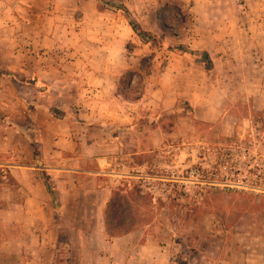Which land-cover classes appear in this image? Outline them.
<instances>
[{"label": "rangeland", "instance_id": "374dc122", "mask_svg": "<svg viewBox=\"0 0 264 264\" xmlns=\"http://www.w3.org/2000/svg\"><path fill=\"white\" fill-rule=\"evenodd\" d=\"M1 1L12 22L0 25V61L27 71L37 63L46 84L63 90L42 96L24 87V104H15L19 97L0 81V102L10 107L0 108V264H264V192L168 180L201 167L221 178L222 143L233 139L234 159L245 147L244 170L258 182L262 171L264 183V0H107L127 8L148 39L120 9L96 0ZM28 3L31 25L22 12ZM181 45L208 51L213 68L172 51ZM89 81L104 94L85 95ZM85 100L98 103L108 125L75 120L71 139L91 145L90 166L105 151L126 173L115 189L145 198L129 216L112 217L122 231L134 227L118 237L99 231L94 216L78 227L21 206L27 195L10 172L14 156L31 147L39 155L32 164L44 165L42 145L66 137L62 120L85 115ZM99 128L115 140L103 143Z\"/></svg>", "mask_w": 264, "mask_h": 264}, {"label": "crops", "instance_id": "0c3cea01", "mask_svg": "<svg viewBox=\"0 0 264 264\" xmlns=\"http://www.w3.org/2000/svg\"><path fill=\"white\" fill-rule=\"evenodd\" d=\"M23 6L22 12L26 14L25 17L28 18L30 16L31 18L27 24L31 25L33 19H36L35 12L32 10V5H29V3ZM10 10L11 9H7L0 0V25H10V22H12L9 15ZM35 25H45V23L38 18ZM9 67L11 68L7 69V65L0 61V69L7 70L11 73V76H0V81L9 82V88H12L19 97L18 101L17 99L15 100V104L19 102L20 104H24V98L20 94L24 87L30 86L42 96L44 93L48 95L51 92H57L55 89L58 91L63 90L60 86L46 84V77L42 75L37 63L33 65L35 68L31 71H27L23 66L18 65H11ZM88 76L91 77L89 74ZM27 78L36 79L37 86H33L26 82L28 81ZM86 84L88 86L82 88V91H85V95H87V92H91L92 95L104 94L105 86L99 82L92 83L89 81ZM40 88L42 89L41 91ZM29 102H32L31 104H37L33 101ZM85 103L86 106L90 108V110L85 108V115H83L82 111L80 114L76 112L79 117H74L70 113L68 117L66 116V118L62 120L65 122V126L64 124L62 125L65 127V130H68L66 131V137L56 136L54 148L48 149L47 146L42 145L41 156L44 160V165L38 166L32 164V161H36V157L39 155L36 154L31 147V151L27 150L25 155L19 153L17 157L14 156L15 161L9 162V166L13 178L20 185L19 190L24 191L27 195V198L24 200L26 202H22L20 204L21 206H31L33 209H38L40 211L43 209L57 214L59 217L58 219L67 223H74V225L78 227H80L82 222H87L89 216H94V220L99 224V231L105 232L106 211L115 190L113 182L118 180V176L122 177L126 173L121 170L117 172L111 167L112 160L110 156L105 155V151L96 153V161L92 162L93 164L97 163V165L90 166V157L95 155L88 151L91 145H87V142H85L86 144H84L83 147L77 148L76 143L71 139L72 125L75 124V120H78L77 122L79 125L87 128H97L108 125L105 115L99 112V105L97 102L92 105L91 102L88 103V101L85 100ZM25 104L28 105V102H25ZM48 106L50 107L49 104ZM1 107L7 109L9 106L0 102V108ZM41 108L46 109L47 106L42 105ZM56 108L62 111V106ZM32 118L35 117L32 115ZM80 119L82 120L81 122H79ZM99 129L104 132V135H102L103 143L110 138L115 140V137L112 136L108 130V132H105L104 128ZM16 130L23 135L21 130L17 128ZM85 137L87 141L92 138H88V135L82 134V138ZM26 139L30 143L31 140L28 138ZM39 140L43 141L42 139ZM97 141L98 139L90 140V142ZM42 170L46 171L48 179L54 187L53 194L48 191L45 180L40 177V172ZM71 226H73V224ZM72 230H75V227L72 228Z\"/></svg>", "mask_w": 264, "mask_h": 264}, {"label": "trees", "instance_id": "16d2710c", "mask_svg": "<svg viewBox=\"0 0 264 264\" xmlns=\"http://www.w3.org/2000/svg\"><path fill=\"white\" fill-rule=\"evenodd\" d=\"M96 1L100 5L111 6L113 8L120 9L125 15V17L128 19L130 26L139 36L145 39H148L151 36H153L150 32H147L141 28V26L131 16L127 8L122 7V6L120 7V5L116 3H112L107 0H96ZM172 51L194 56L195 59L199 61L206 68V70H211L213 68V59H212L211 54L208 51L198 52L196 50L187 49L182 45L178 47H172ZM0 76H11V73L7 70H0ZM28 83L32 84L33 86H37L36 79H33L29 81ZM41 90L42 89L40 88V91ZM44 180H45V184H46L48 191L53 194L54 187L52 183L49 181L47 176L46 178H44ZM134 204L137 206H139L140 204H145V198L138 196L137 193L133 191L122 194L121 189L114 190L113 195L110 199V202L108 203V207L106 211V228H107V232L110 235V237H118V236L123 235L125 232H129L134 229V227H130L126 229L125 231H122V229H119L118 224L113 223V218H112L114 216L116 218H119L121 216H129L131 214L130 211L133 210ZM56 208H57V205H56ZM119 222H121V224H125L124 220L119 221ZM68 252H70V248Z\"/></svg>", "mask_w": 264, "mask_h": 264}, {"label": "built area", "instance_id": "2783aa9c", "mask_svg": "<svg viewBox=\"0 0 264 264\" xmlns=\"http://www.w3.org/2000/svg\"><path fill=\"white\" fill-rule=\"evenodd\" d=\"M234 140L231 139L228 143V147H226V144H223L225 146V153L223 154V161L222 165L220 167H224L225 174L221 178L218 174H212V176L208 175L210 173L209 169H205L204 167L191 169L190 172L187 174L189 175V178H183L180 181V178L175 177V175H171V177L168 178V180H171L173 182V186H176L177 184H190V181L193 180V183L195 181H198L199 187H202L204 185L210 186V187H226V188H233V189H241V190H247V191H260L264 192V183L262 176V171L259 172V175L257 177L262 180L260 182L251 181L249 178L247 169L244 170L243 165L244 162L240 161L243 160L244 157H247V149L245 147L241 148L242 151H240L239 158L240 160L234 159L237 152H235L234 147ZM230 144V145H229ZM231 157V160L228 159ZM246 167V166H245ZM242 169L245 171L244 173L241 172ZM237 175V176H236ZM170 176V175H169ZM239 177V178H238ZM182 182V183H180Z\"/></svg>", "mask_w": 264, "mask_h": 264}]
</instances>
